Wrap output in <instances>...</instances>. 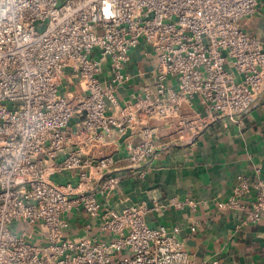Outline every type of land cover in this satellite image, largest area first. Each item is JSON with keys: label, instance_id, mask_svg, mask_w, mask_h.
I'll list each match as a JSON object with an SVG mask.
<instances>
[{"label": "built area", "instance_id": "built-area-1", "mask_svg": "<svg viewBox=\"0 0 264 264\" xmlns=\"http://www.w3.org/2000/svg\"><path fill=\"white\" fill-rule=\"evenodd\" d=\"M258 4L0 0V264H224L193 259L178 227L149 225L144 204L107 207L102 197L121 182L105 172L113 164L108 154L93 158L78 149L59 155L75 116L88 145L141 128L127 147L137 166L157 153L153 122L172 121L179 134L198 128L182 115L196 99L204 124L240 122L264 91V45L241 27ZM141 42L157 55L155 85L143 88L134 107L122 105L116 91L130 79L126 66ZM67 69L78 93L60 92ZM73 170L77 185L54 181ZM251 194L249 219L257 220L264 212L261 176H241L225 207H242ZM75 209L96 220L105 237L66 236L65 215Z\"/></svg>", "mask_w": 264, "mask_h": 264}, {"label": "crops", "instance_id": "crops-1", "mask_svg": "<svg viewBox=\"0 0 264 264\" xmlns=\"http://www.w3.org/2000/svg\"><path fill=\"white\" fill-rule=\"evenodd\" d=\"M241 27L264 45V0H259L251 17L241 21ZM156 60V52L144 42L132 50L125 70L130 79L116 91L122 105L134 107L145 86L154 88ZM103 70L101 78L106 80L107 64ZM70 71L67 69L61 78V93L80 91L79 82ZM182 115L193 120L198 128L179 134L172 121L153 122L158 150L141 166L127 156V147L141 136V128L131 126L124 135L109 138L101 145H88L78 135V116L72 118L67 128L68 143L59 158L78 149L93 158L111 156L113 164L105 172L119 176L121 182L110 196L102 197L105 205L116 209L146 205L149 225L178 227V238L193 259L264 264V212L257 220L249 219L254 195L244 198L242 207H225L241 176L264 178V91L240 122L225 119L204 124L205 114L198 99L185 105ZM53 178L61 185H77L80 181L77 170ZM99 182L100 177L95 178L92 185ZM65 218L66 236L105 237L98 222L83 210L68 212Z\"/></svg>", "mask_w": 264, "mask_h": 264}]
</instances>
